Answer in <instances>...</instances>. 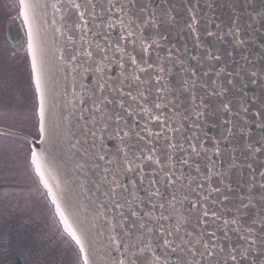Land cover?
I'll return each mask as SVG.
<instances>
[{"label": "water", "instance_id": "95a60500", "mask_svg": "<svg viewBox=\"0 0 264 264\" xmlns=\"http://www.w3.org/2000/svg\"><path fill=\"white\" fill-rule=\"evenodd\" d=\"M19 1L21 5V0ZM27 2L36 5L35 8L27 10V23L22 15L25 11L22 6L21 16L26 29L31 65L35 53L38 69L42 72V94L45 101L43 121L40 116L41 93L36 90L40 138L35 140L26 134L6 128H0V132L18 136L30 143L31 165L50 197L65 231L69 234L57 212L58 207L63 212L68 227L81 239L78 246L85 249L82 252L83 261L87 256L89 264H111L112 257L108 254L110 227L106 221L114 212L107 206L101 207L105 198L97 192L93 183L99 177L92 170L90 155L84 154V150L91 143V140L85 143L88 138L83 135V127L89 117L87 114L85 120H79L78 117L82 114L81 109L88 105H80L73 95L74 89L79 91L81 78V70L69 59L72 55L70 49L74 46L57 31L58 28H64L59 15H54L51 7L45 6L52 0ZM150 2V10L156 11L158 23L156 26L146 27L143 36L148 38V42H151V39L158 41L159 47L154 45L150 49L148 59L154 62L157 55L166 57L169 50L173 56L171 61L164 62L165 68H171V74H166L165 82L171 89H166V102L170 99L172 103L164 108L163 112L166 116L173 117L174 127L180 128V131L173 135L175 141L182 143L186 149L185 152H175L173 163L178 171L182 170L188 177L184 181L185 184L191 183L192 188H196L199 183L204 184V187L198 190L201 195H204L211 185L220 188L222 194L229 197L223 204L215 205L216 210L226 218L231 219L236 214L241 197L244 198V203H248L249 197H255L253 202L257 207L243 209L241 213L244 222L250 223L257 213H260L261 208H264V204L259 201V196L264 193V189L259 187V183L264 181V178L259 176V172L264 170V127H261L264 125V0ZM189 8L195 9L198 18L196 30L199 35V47L196 37L188 27L191 22ZM30 26L33 51L29 50ZM209 31L214 35L209 36ZM73 35L78 39L77 34ZM116 35L118 32H113V36ZM7 37L16 48H23L25 38L17 21H8ZM209 53L219 56L220 59L210 58ZM133 54L138 57L142 55L138 48L133 50ZM193 72L195 77L191 75ZM91 79L89 76L85 82L90 83ZM185 79L189 81L188 84L184 83ZM33 80L36 88L34 73ZM192 80H195V86H192ZM193 94L196 104L201 105L196 109L203 113L199 118L193 110ZM124 99L127 102L128 98ZM152 99L154 96L150 97L149 106ZM224 104L229 106L230 111L224 110ZM226 120L231 121V124H226ZM228 127H233V135L225 139V129ZM153 128L159 130L158 125H153ZM137 143L146 147L143 142ZM189 143L203 144L204 151H201L199 156L192 154ZM107 144L109 148L116 146L112 140L107 141ZM166 144L167 141L163 138L153 140L161 159H165L163 152ZM249 145H255L261 148V151L254 153L250 151ZM217 149L219 156L215 155ZM185 156L191 157V167L179 163ZM206 156H210L211 161ZM34 157L40 165V172H37ZM248 164L252 165L251 169L247 167ZM154 167L145 165L146 172H151ZM197 167L199 172L196 171ZM130 176L136 180L135 173ZM206 178L208 180L205 183ZM121 179L124 184L129 185V175ZM227 186H231L232 191L229 192ZM162 191L168 194L166 190ZM185 194L194 201L199 199L197 193L190 189L186 190ZM139 196L146 198V193L139 192ZM220 198L218 194L216 199ZM142 207L147 209L150 205L145 203ZM182 207L188 210L191 205L185 203ZM231 242H238L235 234H232ZM224 243L227 246L228 241Z\"/></svg>", "mask_w": 264, "mask_h": 264}, {"label": "snow or ice", "instance_id": "6c2138e0", "mask_svg": "<svg viewBox=\"0 0 264 264\" xmlns=\"http://www.w3.org/2000/svg\"><path fill=\"white\" fill-rule=\"evenodd\" d=\"M21 6L25 9L22 15L27 23V10L36 5L21 0ZM45 6L51 7L54 15H59L64 28L57 31L74 46L70 49L72 55L69 59L81 70L79 91L74 89L73 95L80 105H88L81 109L82 114L78 117L79 120H85V114L89 117L83 127V135L88 138L84 142L91 140V143L84 154L90 155L92 170L99 177L93 183L97 192L105 198L101 207L107 206L114 212L106 221L110 227L108 254L112 257L111 264H264V214H261L264 208L250 223H245L241 215L243 209L257 207L253 202L256 198L249 197L248 203H244L241 197L236 214L231 219L226 218L216 210L215 205L223 204L229 197L223 195L220 188L211 185L201 195L198 190L204 184L199 183L196 188H192L191 183L185 184L188 177L173 163L176 151H186L173 135L180 128L174 127L173 117L163 112L172 103L170 99L166 102V89H171L165 82L171 68H165L164 62L171 61L173 56L169 50L166 57L157 55L154 62L148 59L150 49L154 45L159 47L158 41L151 39L148 42V38L143 36L146 27L158 23L156 11L150 10V0H52ZM188 12L191 15L188 27L199 47L198 18L194 8H189ZM113 32H118V35L113 36ZM208 35L214 33L209 31ZM29 37V50L33 51L31 26ZM137 48L142 53L139 57L133 54ZM208 55L212 59H220L211 53ZM32 67L36 90L41 93L40 116L43 121L42 72L38 69L35 53ZM191 75L195 77L196 74L193 72ZM89 76L92 77L91 82L86 83ZM188 82L184 80L185 84ZM191 83L195 86L196 82L192 80ZM152 96L154 99L149 106ZM192 103L199 118L203 113L196 111L201 105L196 104L195 94L192 95ZM223 108L230 111L227 104ZM225 123L231 124V121L226 120ZM153 125H158L159 130H155ZM233 127L225 129V139L233 135ZM161 138L167 141L163 152L167 162L161 159L153 145V140ZM109 140L115 141V148L108 147ZM137 142H143L146 147ZM188 147L197 156L204 151L203 144L189 143ZM249 149L254 153L261 151L255 145H249ZM215 155H220L218 149ZM206 158L211 161L210 156ZM190 159V156H185L179 163L191 167ZM33 162L37 163L35 157ZM149 164L155 167L146 172L145 165ZM247 167L251 169L252 165ZM196 171L200 169L197 167ZM37 172H40L39 163ZM132 173H135L136 180L131 179ZM125 175H129V185L121 179ZM259 176L264 178V170L259 172ZM227 187L229 192L232 191L231 186ZM259 187L264 189V181L259 183ZM189 189L197 193L198 200L194 201L185 194ZM139 192L146 193V198H141ZM218 194L221 197L219 200L216 199ZM259 201L264 204V193L259 196ZM145 203L150 208H143ZM185 203L191 208L185 210L182 207ZM57 212L69 235L81 244V239L68 227L59 207ZM232 234L238 242H231ZM224 241H228L227 246ZM80 251L85 249L81 247ZM83 264H89L87 256Z\"/></svg>", "mask_w": 264, "mask_h": 264}, {"label": "rangeland", "instance_id": "374dc122", "mask_svg": "<svg viewBox=\"0 0 264 264\" xmlns=\"http://www.w3.org/2000/svg\"><path fill=\"white\" fill-rule=\"evenodd\" d=\"M10 17L20 20L17 1L14 0V7L11 8L9 1L0 0V77L8 79L7 86L0 87V127L37 139L38 103L29 58L26 50L18 52L5 37V24ZM29 153L27 142L0 133V175L6 181L12 180L11 185L7 186L2 182V186H5L0 191V197L6 202L4 208L24 211L26 219L39 226L38 234L42 233V241L47 246H55L52 248L54 253L59 254L65 264H83L79 249L63 232L53 216L46 194L31 176ZM13 177L16 179L13 180Z\"/></svg>", "mask_w": 264, "mask_h": 264}, {"label": "flooded vegetation", "instance_id": "af4514ba", "mask_svg": "<svg viewBox=\"0 0 264 264\" xmlns=\"http://www.w3.org/2000/svg\"><path fill=\"white\" fill-rule=\"evenodd\" d=\"M7 1L10 2L11 8L14 7V0ZM10 221L11 219H7V217L0 212V264H15L17 256L20 257L22 264H37L38 260H36L35 258L36 253L31 248L22 245L32 242L22 241L20 243H17V246H10L5 244V241L1 239L2 233L5 234V231H7L8 229L14 230L16 228L14 224L7 223ZM17 226L20 227L18 224ZM43 262H46V260H43Z\"/></svg>", "mask_w": 264, "mask_h": 264}, {"label": "trees", "instance_id": "16d2710c", "mask_svg": "<svg viewBox=\"0 0 264 264\" xmlns=\"http://www.w3.org/2000/svg\"><path fill=\"white\" fill-rule=\"evenodd\" d=\"M11 241H13V240H11ZM8 242H9V240H8ZM39 261H40V262H38V263H40V264H46V263H43V261H42L41 258L39 259Z\"/></svg>", "mask_w": 264, "mask_h": 264}]
</instances>
